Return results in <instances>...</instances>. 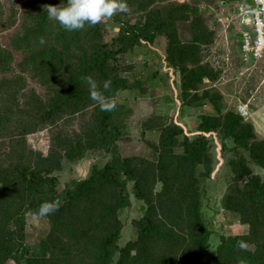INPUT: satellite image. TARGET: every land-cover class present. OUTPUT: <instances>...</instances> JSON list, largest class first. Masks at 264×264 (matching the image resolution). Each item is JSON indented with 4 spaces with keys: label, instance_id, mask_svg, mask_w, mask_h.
<instances>
[{
    "label": "rangeland",
    "instance_id": "374dc122",
    "mask_svg": "<svg viewBox=\"0 0 264 264\" xmlns=\"http://www.w3.org/2000/svg\"><path fill=\"white\" fill-rule=\"evenodd\" d=\"M241 1L126 0L68 31L44 11L65 0H0V264H264V61L239 56Z\"/></svg>",
    "mask_w": 264,
    "mask_h": 264
},
{
    "label": "clouds",
    "instance_id": "9594fccd",
    "mask_svg": "<svg viewBox=\"0 0 264 264\" xmlns=\"http://www.w3.org/2000/svg\"><path fill=\"white\" fill-rule=\"evenodd\" d=\"M44 11H46L49 18L57 21L62 28L72 31L82 29L85 24L95 25L105 17L112 16L117 11L127 12L128 5L126 0H65L62 6L47 4L45 7L44 5ZM85 79L89 86L90 99L97 101L102 111L112 108L113 105L105 102L102 94L96 90V81L91 77H86ZM108 86L107 81L102 85L103 88H107ZM58 207L59 200H45L38 205L35 214L46 216L54 212Z\"/></svg>",
    "mask_w": 264,
    "mask_h": 264
},
{
    "label": "built area",
    "instance_id": "2783aa9c",
    "mask_svg": "<svg viewBox=\"0 0 264 264\" xmlns=\"http://www.w3.org/2000/svg\"><path fill=\"white\" fill-rule=\"evenodd\" d=\"M237 17L239 24L248 26L240 32L239 56L242 62L264 61V0L240 2Z\"/></svg>",
    "mask_w": 264,
    "mask_h": 264
},
{
    "label": "trees",
    "instance_id": "16d2710c",
    "mask_svg": "<svg viewBox=\"0 0 264 264\" xmlns=\"http://www.w3.org/2000/svg\"><path fill=\"white\" fill-rule=\"evenodd\" d=\"M141 30V32H142V35H141V37H140V39H142V43H141V41H139V38L137 37V35H135V34H132V36H131V39H133L134 38V40L136 41V43L138 44V46H140V44H144L143 42H146V43H148V44H150L151 46H152V43L154 42V39H155V37H153V36H147L146 35V33H145V31L144 30H142V29H140ZM136 31H133V33H135ZM133 40V41H134ZM170 39H168V41H169ZM170 42V41H169ZM141 45V46H142ZM149 45V46H150ZM108 54L109 55H112V52L111 51H109L108 52ZM83 146H79L78 148H77V152L79 153V154H81L82 155V152H83ZM181 170V169H180ZM174 171H176V172H178L177 171V168L176 169H174ZM163 173H164V171H163ZM162 173V174H163ZM184 175H185V173H184ZM178 176H183V173H179L178 172V175H177V173L176 174H174V178L173 179H176ZM177 184H179V183H177ZM179 185H182V184H179ZM166 186H167V189H168V191H169V193H168V195L169 196H172V201H175V199L176 198H178V197H182V196H184V197H186V193H187V189L185 188V187H187V188H189V185L188 186H184L183 187V185L182 186H176V185H174V183H169V182H166ZM176 188H175V187ZM260 187H263V186H260ZM191 190V189H190ZM258 195H260V193L258 192ZM196 212L198 213V215H199V218H198V226L200 227V229L202 230V228H203V230L201 231L202 232V238H200V241H199V246L200 247H202L203 248V250H206L205 248L207 247L208 248V246H206V243H205V241L206 240H208L209 239V237H210V232L209 231H207V230H205V226H204V224H203V219H201L202 218V216H201V204H199L198 203V205L196 206ZM253 214H254V216H253V219L255 218V219H257L258 218V213L256 212V209H255V211H253L252 212ZM151 224V223H150ZM205 241H204V240ZM232 241H231V239L228 241V245H232ZM115 250H116V245H115V240L114 241H110L109 243H108V245H107V255H109L110 253H114L115 252ZM200 256L199 257H197V258H195L194 260H193V258H190V259H192V260H190V264H201V262L199 261L200 259ZM240 258H241V255H240ZM243 258V257H242ZM247 258H249L248 256H247ZM247 258H243V260L245 261ZM247 261V260H246ZM237 262H239L238 261V259H235L234 258V253H232L231 254V252L229 251V250H227V252H224V257H222V259H221V262H218V261H216L215 262V264H239V263H237ZM253 263V262H252ZM242 264V263H241Z\"/></svg>",
    "mask_w": 264,
    "mask_h": 264
},
{
    "label": "crops",
    "instance_id": "0c3cea01",
    "mask_svg": "<svg viewBox=\"0 0 264 264\" xmlns=\"http://www.w3.org/2000/svg\"><path fill=\"white\" fill-rule=\"evenodd\" d=\"M152 49L154 50V48L152 47Z\"/></svg>",
    "mask_w": 264,
    "mask_h": 264
}]
</instances>
